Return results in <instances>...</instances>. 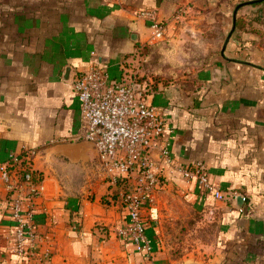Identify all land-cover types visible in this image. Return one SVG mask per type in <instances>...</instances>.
I'll return each instance as SVG.
<instances>
[{
    "label": "crops",
    "instance_id": "crops-1",
    "mask_svg": "<svg viewBox=\"0 0 264 264\" xmlns=\"http://www.w3.org/2000/svg\"><path fill=\"white\" fill-rule=\"evenodd\" d=\"M247 1L0 0V162L31 150L43 185L33 212L38 237L21 256L10 194L0 184V264L141 262L114 230L127 222L122 196L135 191L137 174L115 178L81 138L72 79L94 64L114 78L138 73L143 98L171 125L165 138L172 159L202 162L224 193L205 195L161 165L162 185L142 210L153 248L164 190L175 189L217 232L201 257L192 250L171 259L162 240L153 263L264 264V56L256 57V23L244 16L256 5L238 9L239 25L221 53L234 8ZM143 11L164 22L162 40L151 39ZM145 43H156L147 61L132 57Z\"/></svg>",
    "mask_w": 264,
    "mask_h": 264
},
{
    "label": "built area",
    "instance_id": "built-area-1",
    "mask_svg": "<svg viewBox=\"0 0 264 264\" xmlns=\"http://www.w3.org/2000/svg\"><path fill=\"white\" fill-rule=\"evenodd\" d=\"M153 14L142 12L152 20L151 39L162 40L164 22ZM139 49L132 57L140 58ZM136 75L125 72L114 78L106 65L94 64L74 74L72 89L79 101L80 125L84 128L81 138L94 144L103 167L115 178L137 174L135 192L124 194L122 199L127 222L116 233L147 258L152 254V245L141 213L151 203V192L162 184L161 165L169 166L187 183L194 181L205 195L221 199L224 193L210 181L202 162L181 165L172 159L165 138L171 125L163 110L145 101ZM32 153L25 150L19 155L10 154L0 162V184L10 194V214L15 223L14 251L21 256L27 255L38 237L33 212L43 185L40 176L34 178Z\"/></svg>",
    "mask_w": 264,
    "mask_h": 264
},
{
    "label": "rangeland",
    "instance_id": "rangeland-1",
    "mask_svg": "<svg viewBox=\"0 0 264 264\" xmlns=\"http://www.w3.org/2000/svg\"><path fill=\"white\" fill-rule=\"evenodd\" d=\"M250 5L254 6L255 4H250ZM244 16H246L245 22L256 23V45H257L256 57L264 56V0H262L259 3H256L255 12L251 11V13H249L248 11H246V13H244ZM197 63L199 64L202 62H197ZM261 63L264 65L263 62ZM182 65L184 64H181V66ZM169 190L170 191L168 192L164 190L158 198L157 204L159 208L157 209L158 210L160 209V216L158 217L157 224L160 227V233L153 234L155 236V238L153 237L155 243L154 248H153V242L150 240L152 245L151 248L152 254L150 257H147L148 259L142 254L136 252L133 246L130 243H127L125 239L118 236L116 232L119 226L116 229H114L116 233V237L120 240L122 244L123 247L122 249L126 251L127 249L130 250L133 248V251L139 254L141 258V262L139 264H154L153 261L155 260L156 257L153 258V256L156 255H154L153 253L154 251L157 252L158 247L161 246L162 240L166 245L170 246L169 256L171 259H175V260L182 258L184 255L186 256V254L192 250L195 253H198V255L201 257L205 255L204 251L206 249V245H209L214 241V237L217 232L216 224L208 222L207 221L208 219L207 218L205 219L204 217L205 213L201 212L198 208H195L194 206L190 205L187 201H184L183 196L180 193L175 192V189L174 190L169 189ZM134 192L135 191H131L128 192L127 194ZM156 193L157 191L155 192V194ZM153 204L155 205V199L152 202V205ZM152 205H150L149 207L151 208ZM126 217H127V210H126ZM203 220L204 223L202 222ZM193 238L196 240L195 242L192 241ZM48 253L50 254L49 251Z\"/></svg>",
    "mask_w": 264,
    "mask_h": 264
},
{
    "label": "water",
    "instance_id": "water-1",
    "mask_svg": "<svg viewBox=\"0 0 264 264\" xmlns=\"http://www.w3.org/2000/svg\"><path fill=\"white\" fill-rule=\"evenodd\" d=\"M262 0H250V1H247V2H243V3H239L235 6L234 8V11H233V15H232V27L227 35V37L225 38L224 40V43L222 45V48H221V53L223 54V51L225 49V46H226V43L231 35V33L233 32L234 30V27H235V21H236V14H237V11L240 7L244 6V5H250V4H256V3H259L261 2ZM88 142V141H87ZM89 144H91L92 147H94V144H92L91 142H88ZM95 148V147H94ZM244 203V196L242 194H239L236 196L235 200H234V205L233 207L237 210H240L242 208V205Z\"/></svg>",
    "mask_w": 264,
    "mask_h": 264
},
{
    "label": "trees",
    "instance_id": "trees-1",
    "mask_svg": "<svg viewBox=\"0 0 264 264\" xmlns=\"http://www.w3.org/2000/svg\"><path fill=\"white\" fill-rule=\"evenodd\" d=\"M238 25H239V17H236L235 27H238ZM136 46L140 48L139 49V57H140V59H142L145 62L149 58L150 53H152L151 49L154 48V46H156V43H145L143 45H136ZM138 80H140V79L138 78L137 81ZM37 175L40 176L39 173L36 172V175H34V178ZM35 179L37 180V178H35Z\"/></svg>",
    "mask_w": 264,
    "mask_h": 264
}]
</instances>
